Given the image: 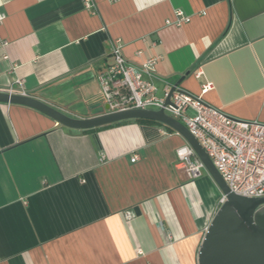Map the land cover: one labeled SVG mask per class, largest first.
<instances>
[{"label": "crops", "instance_id": "1", "mask_svg": "<svg viewBox=\"0 0 264 264\" xmlns=\"http://www.w3.org/2000/svg\"><path fill=\"white\" fill-rule=\"evenodd\" d=\"M88 1L0 0V91L105 113L97 75L118 41L136 64L161 56L159 92L188 73L178 86L210 82L204 102L264 123V0ZM176 10L189 21L173 24ZM176 133L135 120L72 129L0 102V264H197L221 193L176 166Z\"/></svg>", "mask_w": 264, "mask_h": 264}, {"label": "built area", "instance_id": "2", "mask_svg": "<svg viewBox=\"0 0 264 264\" xmlns=\"http://www.w3.org/2000/svg\"><path fill=\"white\" fill-rule=\"evenodd\" d=\"M84 6L91 8L88 0H85ZM175 15V25L189 21V16L181 10H176ZM3 17L1 14L0 20ZM110 55L111 62L97 75L109 112L162 109L165 114L181 122L196 138L231 192L245 197H264L263 122L232 118L204 102L203 94L213 88L210 82L201 85L199 94L175 86L170 103L166 104L165 98L173 84L166 83L159 92L153 82L160 55L136 64L124 56L118 41L112 43ZM201 73L198 68L194 76L198 78ZM21 83V80L15 81L19 87ZM8 92L27 95L23 89L10 88ZM175 156L176 166L184 170L190 179L199 178L206 170L187 142L176 148ZM132 161H136V156ZM224 200L225 197L221 195L217 208Z\"/></svg>", "mask_w": 264, "mask_h": 264}, {"label": "water", "instance_id": "3", "mask_svg": "<svg viewBox=\"0 0 264 264\" xmlns=\"http://www.w3.org/2000/svg\"><path fill=\"white\" fill-rule=\"evenodd\" d=\"M185 75L171 87L165 98L166 104L170 103L171 93ZM0 102L33 108L72 129L85 130L125 120L147 119L174 130L193 148L215 186L225 197L206 227L197 252V264H264V197H245L231 192L196 138L181 122L165 114L162 109L109 112L106 105L105 113L76 118L29 95L0 91Z\"/></svg>", "mask_w": 264, "mask_h": 264}, {"label": "rangeland", "instance_id": "4", "mask_svg": "<svg viewBox=\"0 0 264 264\" xmlns=\"http://www.w3.org/2000/svg\"><path fill=\"white\" fill-rule=\"evenodd\" d=\"M202 173H203V174H202L199 178H197L196 182H197L198 187H199L200 189H202V191H205L206 187H205V184H204V182H203V177H204V175H205L207 178H209V179H211V178H210V176H209V174L207 173L206 170H203ZM211 180H212V179H211ZM211 182H212V181H211Z\"/></svg>", "mask_w": 264, "mask_h": 264}, {"label": "trees", "instance_id": "5", "mask_svg": "<svg viewBox=\"0 0 264 264\" xmlns=\"http://www.w3.org/2000/svg\"><path fill=\"white\" fill-rule=\"evenodd\" d=\"M136 122H153V123H158V122H155V121H151V120H148L147 121V119H134ZM125 121H129V120H125ZM125 121H121V122H125ZM121 122H118V123H121ZM158 124H160V123H158ZM160 125H162V124H160ZM166 128H168L169 130H172V129H170L169 127H167V126H165Z\"/></svg>", "mask_w": 264, "mask_h": 264}]
</instances>
